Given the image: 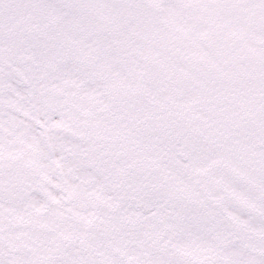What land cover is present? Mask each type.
Returning <instances> with one entry per match:
<instances>
[{
  "label": "snow or ice",
  "instance_id": "snow-or-ice-1",
  "mask_svg": "<svg viewBox=\"0 0 264 264\" xmlns=\"http://www.w3.org/2000/svg\"><path fill=\"white\" fill-rule=\"evenodd\" d=\"M0 264H264V0H0Z\"/></svg>",
  "mask_w": 264,
  "mask_h": 264
}]
</instances>
